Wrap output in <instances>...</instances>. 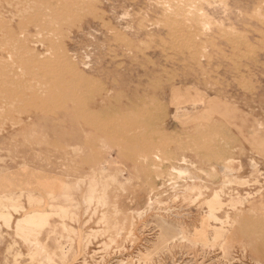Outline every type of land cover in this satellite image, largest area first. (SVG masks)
<instances>
[{"label": "rangeland", "instance_id": "rangeland-1", "mask_svg": "<svg viewBox=\"0 0 264 264\" xmlns=\"http://www.w3.org/2000/svg\"><path fill=\"white\" fill-rule=\"evenodd\" d=\"M191 1L0 0V196L75 206L65 264H264V0Z\"/></svg>", "mask_w": 264, "mask_h": 264}, {"label": "bare ground", "instance_id": "bare-ground-1", "mask_svg": "<svg viewBox=\"0 0 264 264\" xmlns=\"http://www.w3.org/2000/svg\"><path fill=\"white\" fill-rule=\"evenodd\" d=\"M92 1V0H91ZM191 1V0H190ZM200 1H204L208 3V0H196L195 2L191 3V7L193 10V13L197 12L199 13V15L201 16V18L204 21L205 27H209L210 23L208 22V18L207 16L203 13L202 10H199L197 8L198 3H200ZM75 2V1H74ZM212 2V1H211ZM50 3V2H49ZM81 5V4H80ZM81 7V6H80ZM190 7V8H191ZM170 8V7H169ZM189 8V9H190ZM189 11V10H188ZM191 12V11H190ZM189 12V13H190ZM188 13V14H189ZM191 13V14H193ZM171 14V13H170ZM198 15V14H197ZM186 16V15H185ZM193 17V15H192ZM191 17V18H192ZM38 18V17H37ZM159 18V17H158ZM189 19V18H188ZM177 20V19H176ZM69 22V21H68ZM39 23V22H38ZM156 26V25H155ZM107 27V26H106ZM132 27V26H131ZM187 27V26H186ZM104 28V27H103ZM182 28V26H181ZM175 30V29H174ZM182 31V30H181ZM132 32V31H131ZM184 32V31H183ZM223 33V32H222ZM193 34V33H192ZM191 34V35H192ZM187 35V34H186ZM169 36V35H168ZM224 36V35H223ZM189 37V36H188ZM38 38V37H37ZM248 38V37H247ZM36 39V38H35ZM222 39V38H221ZM228 39V38H227ZM213 40V39H212ZM39 42V41H38ZM210 43V42H209ZM213 44V43H212ZM192 46V44H191ZM190 46V47H191ZM211 46V45H210ZM23 48V47H22ZM22 50V49H21ZM237 51V50H236ZM36 52V51H35ZM193 52V51H192ZM199 52V51H198ZM34 53V52H33ZM58 53V52H57ZM37 54V53H36ZM34 55V54H33ZM203 55V54H202ZM256 56V55H255ZM59 58V57H58ZM206 58V57H205ZM222 58V57H221ZM63 59V58H62ZM66 59V58H65ZM64 59V60H65ZM209 59V58H208ZM230 59V58H229ZM116 60V59H115ZM239 60V59H238ZM66 64V63H65ZM64 64V65H65ZM67 65V64H66ZM65 65V66H66ZM44 66V65H43ZM210 66V65H209ZM49 67V66H48ZM119 67V66H118ZM68 68V67H67ZM121 68V67H120ZM44 69V68H43ZM46 69V68H45ZM66 69V67H64V70ZM63 71V70H62ZM69 71V70H67ZM167 71V70H166ZM66 72V70H65ZM71 72V71H70ZM58 74V73H57ZM240 74V73H239ZM244 74V73H243ZM67 75V74H66ZM82 75V74H81ZM262 75V74H261ZM83 76V75H82ZM10 78V77H9ZM59 79V78H58ZM93 80V79H92ZM17 81V80H16ZM79 81V80H78ZM214 82V81H213ZM168 83V82H167ZM161 84V82H160ZM94 85V84H93ZM156 85V84H155ZM163 85V84H161ZM240 85V84H239ZM70 86V85H69ZM68 86V87H69ZM78 86V85H77ZM157 86V85H156ZM76 87V86H75ZM96 87V86H95ZM74 88V87H73ZM78 88V87H77ZM86 89V88H85ZM249 89V88H248ZM187 113V112H186ZM183 115V114H182ZM157 158V157H156ZM171 165V164H170ZM159 167V166H158ZM226 167V166H225ZM224 168V167H223ZM225 170H230V168H224ZM186 170H175L173 173L174 175L177 177V179L174 180H178V179H182L185 180L187 177L188 179L189 176L186 173ZM229 173V172H228ZM234 174V173H233ZM154 175V174H153ZM191 176V175H190ZM214 177V176H213ZM158 180V179H157ZM173 181V179H172ZM236 181V180H235ZM230 182V181H229ZM234 182V181H233ZM175 185V184H174ZM178 186V185H177ZM229 186V185H228ZM234 186V185H233ZM192 189H196V187H192ZM183 190V189H182ZM192 190V192H193ZM177 191H179V189H177ZM185 191V190H184ZM180 193V192H179ZM185 193V192H182ZM175 194V192H174ZM191 194V193H190ZM191 196V195H190ZM199 196V194H198ZM62 198L65 199V201L69 202L70 204L73 203V200L71 198V196L68 194V191H64V193L61 196ZM96 189L95 186H93L89 193L88 196L86 197V204L87 205H92L95 202L96 199ZM29 199L30 203H34V202H40L38 199L34 198L33 196L29 195L27 197ZM26 198V199H27ZM50 199H51V204H50V208L52 209L50 212L48 210H40V209H35L32 211H26L23 213V215H20V217L16 218L14 217L15 215H19L22 213L23 210H25V208L21 205V203L14 199L11 196H0V229L2 227H5L8 231L12 230L15 237L18 238L20 241L26 243V244H30L31 246L34 247V250L30 253V257L32 258V261H37L39 264H65L68 260V253H66L65 248H63V246L61 247V251L58 250L59 253H56L52 251V253H50L51 251H47L48 249V245L47 247L44 246L43 243L45 242H41L43 241L41 238V241L39 239V236H41L42 232L44 231H49V232H60L58 234H61L62 237L64 239H66V241H70V243L73 244L74 242V238L73 236H75V240L77 238V234H76V230L73 228H70L68 225L65 224V218L69 219H73L74 216H76V214L72 213L73 211L72 208L75 209V206H67V207H62L59 204L57 205L55 203L56 201V197H54L52 194L50 195ZM213 199V198H212ZM220 199V198H219ZM216 200V201H215ZM218 195L216 194V196L214 197V201L216 202V205H219L218 201ZM98 203H101L99 200ZM212 203H214L213 201H211ZM217 205V207H218ZM221 205V204H220ZM232 205V204H231ZM85 206V205H84ZM228 206V205H227ZM39 207V206H38ZM49 208V210H50ZM34 209V208H33ZM219 209V208H218ZM88 210V209H87ZM75 211V210H74ZM217 212V208L215 209V207L211 205V207H209V212H208V217L211 220H219V218L217 217L216 213ZM87 213V212H86ZM138 218V217H137ZM142 218V217H141ZM79 219V217H78ZM55 220L58 221L59 223H55ZM70 223V222H69ZM228 227V226H227ZM239 227V226H238ZM2 230V229H1ZM11 231V232H12ZM247 231V230H246ZM7 232V231H6ZM47 232V233H49ZM52 233H50L52 235ZM1 234V233H0ZM8 234V233H6ZM41 234V235H40ZM100 234V233H99ZM121 234V233H120ZM46 235V234H45ZM48 235V234H47ZM49 235V236H51ZM55 235V234H54ZM98 235V234H97ZM96 235V236H97ZM215 235V234H214ZM2 236V234L0 235ZM11 236V235H10ZM14 237V238H15ZM42 237H46V236H42ZM52 240L55 239L54 236H52ZM59 237V235H58ZM61 237V236H60ZM215 237V236H214ZM1 238V237H0ZM10 238V237H9ZM50 238V237H49ZM84 238V237H83ZM62 239V238H61ZM85 239V238H84ZM83 239V240H84ZM89 239V238H88ZM91 239V238H90ZM13 240V239H12ZM57 241V239H56ZM81 241V239H80ZM96 241V240H95ZM15 242V241H14ZM13 242V246L14 243ZM53 242V241H52ZM87 242V241H85ZM48 243V242H47ZM57 243V242H56ZM69 243V244H70ZM61 244V243H60ZM58 245V243H57ZM64 245V244H63ZM29 246V247H31ZM53 246V245H52ZM66 247V246H65ZM69 247V246H68ZM72 247V246H71ZM70 247V248H71ZM47 248V249H46ZM63 248V249H62ZM7 249V248H6ZM10 249V248H8ZM50 249V248H49ZM56 249V248H52L51 250ZM69 249V248H68ZM73 249V248H72ZM65 250V251H64ZM30 251V250H29ZM127 251V250H126ZM72 252V250H71ZM148 254V253H147ZM142 260V259H141ZM135 263V262H134Z\"/></svg>", "mask_w": 264, "mask_h": 264}]
</instances>
